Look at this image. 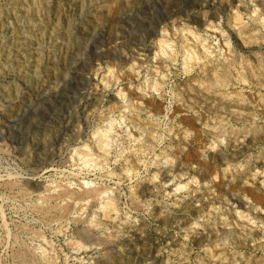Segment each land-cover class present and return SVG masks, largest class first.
<instances>
[{
	"label": "rangeland",
	"instance_id": "rangeland-1",
	"mask_svg": "<svg viewBox=\"0 0 264 264\" xmlns=\"http://www.w3.org/2000/svg\"><path fill=\"white\" fill-rule=\"evenodd\" d=\"M33 263L264 264V0H0V264Z\"/></svg>",
	"mask_w": 264,
	"mask_h": 264
},
{
	"label": "bare ground",
	"instance_id": "bare-ground-1",
	"mask_svg": "<svg viewBox=\"0 0 264 264\" xmlns=\"http://www.w3.org/2000/svg\"><path fill=\"white\" fill-rule=\"evenodd\" d=\"M225 80V79H224ZM219 82V81H218ZM87 193H88V191H87ZM94 193H96V192H94ZM84 194V193H83ZM34 264V263H33Z\"/></svg>",
	"mask_w": 264,
	"mask_h": 264
}]
</instances>
